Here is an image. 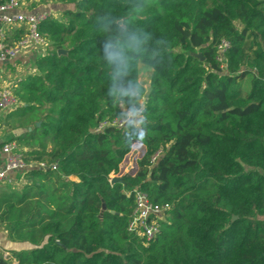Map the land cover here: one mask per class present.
<instances>
[{
	"label": "trees",
	"instance_id": "16d2710c",
	"mask_svg": "<svg viewBox=\"0 0 264 264\" xmlns=\"http://www.w3.org/2000/svg\"><path fill=\"white\" fill-rule=\"evenodd\" d=\"M61 1L6 117L31 167L0 225L28 247L0 264H264V0ZM136 190L171 205L148 242Z\"/></svg>",
	"mask_w": 264,
	"mask_h": 264
},
{
	"label": "built area",
	"instance_id": "2783aa9c",
	"mask_svg": "<svg viewBox=\"0 0 264 264\" xmlns=\"http://www.w3.org/2000/svg\"><path fill=\"white\" fill-rule=\"evenodd\" d=\"M22 6L21 0H3L0 1V32L5 25L23 24L28 27V33L16 44H10L1 33L0 35V61H6L15 58L20 51L27 47L31 42L38 44H46L45 38L40 31L41 23L48 18L46 13H26L20 11ZM228 44L223 43V47ZM19 105V99L10 88L0 90V119L3 115ZM2 151L6 154L7 159L5 166L0 169V183L9 182L12 179L9 173L19 171L27 167V163L23 159V154L18 151L16 144L6 143ZM41 167L45 164L41 163ZM57 168L56 165L53 166ZM135 211L128 226V230L137 235L146 238V241H151L159 232L158 215L169 210L171 205H159L152 202L146 193L135 191Z\"/></svg>",
	"mask_w": 264,
	"mask_h": 264
},
{
	"label": "crops",
	"instance_id": "0c3cea01",
	"mask_svg": "<svg viewBox=\"0 0 264 264\" xmlns=\"http://www.w3.org/2000/svg\"><path fill=\"white\" fill-rule=\"evenodd\" d=\"M3 1V0H0ZM22 6L19 9L20 11L26 13H46L48 17H54L55 19H62L63 10L67 7H72V4L65 3L61 0H21ZM0 32L6 38V41L10 44L16 43L20 38L22 39L28 33V27L23 24H14V25H5ZM24 31L21 37L16 39L15 35L18 31ZM50 51V43L38 44L36 42H31L22 49L19 55L15 58L0 61V90L4 88H10L14 93L17 94V89L21 87L22 83L27 80V78L36 75L39 70L37 66V60L39 57L45 56ZM21 104L14 108L17 109ZM11 110V111H13ZM11 111L5 113L0 119V169L5 166L7 156L3 153L2 148L6 143L12 142L17 145L18 151L24 154L29 150L26 146H20L16 138L20 136L26 129L17 127L13 128L7 125V114ZM50 148V147H49ZM35 165V164H32ZM41 166V165H40ZM31 167L30 164H27L26 168H23L19 171H13L9 173V177L12 179L11 183L4 182L0 183V189H5L7 185L17 186L21 191L28 184L27 179L25 178V170ZM117 175V176H115ZM111 177H120L122 175L115 174ZM68 179V178H67ZM70 179L78 180L77 177L71 176ZM28 247L25 244H17L11 242L8 237L7 231L2 225H0V249L5 256H10L12 250H19L22 248Z\"/></svg>",
	"mask_w": 264,
	"mask_h": 264
},
{
	"label": "rangeland",
	"instance_id": "374dc122",
	"mask_svg": "<svg viewBox=\"0 0 264 264\" xmlns=\"http://www.w3.org/2000/svg\"><path fill=\"white\" fill-rule=\"evenodd\" d=\"M151 74H152V70H150L148 67H146L142 64L139 66V80L141 83L148 85ZM142 101H143V99H142ZM142 148H144V147L138 145V147L136 148V145H134L131 152L126 156V158L124 159V161L121 164V166L125 165L126 168L121 169V166H120L119 170L116 172V174L123 175V174L127 173L128 169H129L128 170V172H129L130 168L135 166L137 164L138 158L141 157L140 156L142 154L141 151H143ZM132 173L135 174L136 172L132 171ZM115 176H117V175H115ZM12 190L19 191L20 189L14 185V186H12Z\"/></svg>",
	"mask_w": 264,
	"mask_h": 264
},
{
	"label": "water",
	"instance_id": "95a60500",
	"mask_svg": "<svg viewBox=\"0 0 264 264\" xmlns=\"http://www.w3.org/2000/svg\"><path fill=\"white\" fill-rule=\"evenodd\" d=\"M119 23L121 24V21H119ZM66 52H67V51L64 50V49L59 50V53H60V54H65ZM197 56H199V57L203 60V56H202L201 53L197 54ZM38 125H40V123H38ZM122 181H123V177H122V176H120V177H113V178L111 179V182H112V183H115V182H122ZM105 209H106V205L103 204L102 212H103ZM233 218L236 219L237 216H234Z\"/></svg>",
	"mask_w": 264,
	"mask_h": 264
}]
</instances>
